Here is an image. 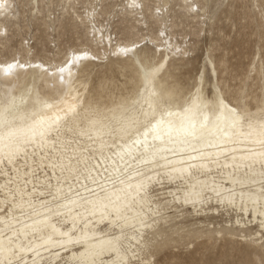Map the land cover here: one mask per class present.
<instances>
[{
    "label": "snow or ice",
    "instance_id": "obj_1",
    "mask_svg": "<svg viewBox=\"0 0 264 264\" xmlns=\"http://www.w3.org/2000/svg\"><path fill=\"white\" fill-rule=\"evenodd\" d=\"M0 264H264V0H0Z\"/></svg>",
    "mask_w": 264,
    "mask_h": 264
},
{
    "label": "rangeland",
    "instance_id": "obj_2",
    "mask_svg": "<svg viewBox=\"0 0 264 264\" xmlns=\"http://www.w3.org/2000/svg\"><path fill=\"white\" fill-rule=\"evenodd\" d=\"M102 71V70H101Z\"/></svg>",
    "mask_w": 264,
    "mask_h": 264
}]
</instances>
